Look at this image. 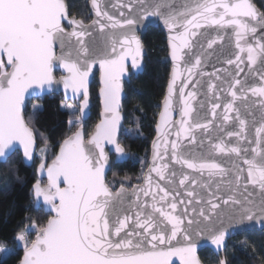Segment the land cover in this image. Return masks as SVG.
Returning a JSON list of instances; mask_svg holds the SVG:
<instances>
[{"label": "snow or ice", "instance_id": "obj_1", "mask_svg": "<svg viewBox=\"0 0 264 264\" xmlns=\"http://www.w3.org/2000/svg\"><path fill=\"white\" fill-rule=\"evenodd\" d=\"M91 4L97 19L85 24L83 20L73 18L68 21L73 26L69 33L62 23L67 19L65 0H0V164L9 162L11 153L18 150L17 145L22 148L27 161L34 159V131L22 115V107L29 89L39 88L43 94L45 86L49 89L52 87L55 82L53 70L57 65L67 73L61 78L65 89H71L74 96H83L79 104L80 115L68 122L70 128L76 125V130L62 141L59 153L50 164L46 155L41 158L37 172L42 178L46 170L47 184L42 185L37 180L32 191L37 202L42 198L43 205L55 215L38 229L36 222H32L30 227L36 231V236L30 243L26 237L27 229L14 238L17 244L24 243V256L20 264H171L173 257H178L180 264H200L196 255L198 239L210 236L211 244L220 249L226 240V231L220 230L224 228V223L212 221L204 209L197 216L192 207L196 201L195 189L186 192L187 203L180 199V189H187L189 183L198 186V181L189 174H183L177 185V173L170 170L169 164L164 162V156L168 155L170 148V161L181 165V173L187 168L201 177L207 173L211 178L229 174L222 166L224 158L239 160L247 154L248 149L240 143H251L246 135L247 121L240 118V112L234 109L233 103L240 99L238 92L245 93L246 82L239 78L243 72L240 65L245 59L241 53H247L250 70L258 60L264 64V35L259 36L255 43L248 42L249 35H257L258 27L264 29V12L258 11L252 0H191V4L186 3L185 11L182 12L166 11L167 0H128L124 5L118 0L114 6L127 7L131 18L116 19L104 10L102 0H91ZM121 16H124L123 12ZM148 17H160L169 30L173 68L156 124L157 138L152 145L151 166L143 178L144 185L134 186L133 189L137 197L133 217L127 214L129 209L124 207L126 193L123 188L113 196L105 183L108 156L104 148L105 142L115 145L118 154L116 162L126 155L117 143V130L121 122V78L125 74H133L126 67L129 58L134 72L138 73L144 67L143 46L134 32L135 25L142 24ZM97 25L101 33L109 28L122 33V39H112L110 53L107 44L103 48L98 45L85 47L82 38L90 35L89 30L95 29ZM206 26L232 29L236 36V48L239 51L235 60L229 59L228 64H234L237 71L232 74L235 78L227 82L226 94L232 101L223 104V120L225 123L231 121L233 118L229 113L235 111L239 130L221 131L226 132L229 138H236L237 143L232 144L231 139H219L216 143L209 140L206 155L203 152L185 155L181 151V138L187 136L194 140L193 129L206 132L218 118L217 109L221 107L219 103L212 104L213 121L191 124L190 102L195 99V93L187 92L185 96V89L189 86V79L196 74L201 59L197 57L195 64L184 68L181 67V61L186 55L184 50L191 48L193 38L202 35L200 30ZM129 32L132 34L128 35ZM113 35L115 37V33ZM71 37L77 38L79 48L71 43ZM215 43V40H209L208 47L212 48ZM57 44L61 50L60 56L55 52ZM66 48L69 49L67 54ZM81 53H84L83 58ZM97 59L103 85L100 89L103 111L100 122L85 144L82 122L89 107V75ZM185 72L186 77L183 75ZM217 79L220 77L217 76ZM177 81L183 87H178ZM216 87L210 84L209 91ZM177 90L179 100L184 105L180 109L178 121L173 119ZM247 92L252 96L264 97V73L261 74L259 86L249 87ZM213 94L219 99V93ZM243 98H248L247 93ZM65 107L73 114L76 112L71 104ZM261 107H264V101H261ZM42 110L41 105L33 106L34 114ZM172 130H175L176 139L171 138ZM256 133V143L259 145L264 127L257 128ZM46 151L45 144L41 152ZM251 152L253 158L243 160L247 171L246 180L249 184L258 185L264 192V150L252 148ZM235 160L232 178L237 188L233 191H238L245 169L239 167ZM169 171L171 178L167 176ZM153 173L160 181H165V186L159 183L153 185ZM141 194L145 197L143 203L140 202ZM148 197H151V203ZM230 200L233 205L229 217L230 227L243 223L245 218L248 221L259 219L264 226V200L259 205L247 197H230ZM196 202L203 203L202 200ZM208 203L213 210L216 209V204L211 201ZM178 234L182 240L178 239ZM173 241L181 246H173ZM11 254H15L14 250ZM220 264H225V261L221 260Z\"/></svg>", "mask_w": 264, "mask_h": 264}, {"label": "water", "instance_id": "obj_2", "mask_svg": "<svg viewBox=\"0 0 264 264\" xmlns=\"http://www.w3.org/2000/svg\"><path fill=\"white\" fill-rule=\"evenodd\" d=\"M118 0H102V5L104 7V10L108 11L110 15L115 16L116 19H124V18H131L129 16V10L127 7H115L114 5H117ZM128 0H120V4L124 5L127 4ZM262 2V9L264 10V0H261ZM66 3V1H65ZM191 4V0H167V8L166 11H173V12H182L185 11V4ZM252 3L254 4L253 0ZM255 5V4H254ZM67 6V4H66ZM88 6V13L90 16V20L88 22H84L85 24H90L94 19H97L95 16V11L92 8L91 0H88L87 2ZM256 6V5H255ZM258 11L262 12L260 8H258ZM121 12L124 13V16H121ZM78 19L74 15H70L67 7V19L64 20L63 26L67 32H71L73 30V26L68 23L71 19ZM80 20V19H78ZM148 27H159V29L164 33L165 40H166V47H167V59L170 65L169 74H168V80L166 83L164 96L167 92V84L170 79V74L173 68V62L171 60V49L169 46V40L168 37L170 35L169 30L164 25L163 20L160 17H148L144 20L142 24L135 25V32L134 34L140 39L141 44L143 46V65L145 67L144 59L147 55L145 46L142 43V37L144 33L146 32ZM203 34L198 35V37L193 38L192 40V46L189 49H185L184 53H186L184 60L181 61V67H190L192 64H195L197 57L201 59V64L199 68L196 71V74H194L188 81L189 86L185 89V96H187V92H194L195 93V99L191 100V108L192 112L190 114V121L191 124H205L209 121H213L212 116V104L219 103L221 104V107L217 109V119L214 120V122L210 125L209 129L205 132L200 129H193L192 136L193 139H190L189 137L185 136L182 137L180 142L181 145V151L186 155L187 153L191 152L194 154H199L203 152L205 155L208 153L209 148V140H212V143L218 142L219 139H223L224 141H228L229 139L232 140V144H236L237 140L236 138H229L226 135V132H222L221 129H227V131H238L239 130V121L235 119L236 112L233 111L229 113L230 116H232V120L225 123L223 120L224 115V109L223 104L229 103L232 101V98L230 96H227V82L234 79L235 77L232 75L237 71L236 66L229 65L228 60L232 59L235 60L236 53L239 51L236 48V36L232 29H220L216 26H206L204 29L200 30ZM90 35L84 36L82 39L85 42V47H89V45H98L99 47L103 48L105 44H107V50L110 53L111 52V46H112V39L116 38L117 40L122 39V33L118 29H106L104 33H101L99 30V26L97 25L95 29L89 30ZM115 33V37L114 34ZM132 33L129 32L128 35H131ZM174 34V33H172ZM264 35V29L258 27L257 28V35L248 37L249 43H255V40L261 36ZM71 43L75 45L76 48H79V44L77 43L76 37L70 38ZM209 40H215L216 43L212 46V48L208 47V41ZM117 48L119 50V44L117 43ZM69 51L68 48L65 49V54ZM55 52L57 56L61 55V50L59 47V44L55 45ZM244 59V63L240 65L241 68H243V72L240 75V79L242 82L245 83V93H247V99H244L245 93L238 92V96L240 99H237L233 103L234 109H238L240 112V118L245 119L247 121V138L248 141L251 143H248L247 141L240 142L242 147L247 148L248 152L246 155H242L239 160H235L233 158L232 160H229L228 158H224L223 167H225L228 170L227 175L224 176H214L209 177L207 173H205L202 177L199 174L193 173L192 170L185 168L184 172L181 173V165L175 164L174 162L170 161V155H171V149L169 148L168 155L164 156V162L169 164L170 170H175L176 175V184H179V179L183 174H189L191 178H194L198 181L197 185L188 184L187 189L181 188V196L180 199H183L185 203H187L188 197L186 196L187 191H193L195 189L197 195H196V201H203V203H197L196 201L193 202L192 207L195 208L197 216H199V212L201 209L205 210L206 215H209L212 219V221H215L219 223L220 221H223L224 228L220 230L226 231V240L224 243V246L220 249H217L216 246L211 244V237L210 236H203L198 239V247L196 255L200 261V264H203L199 252L203 249H209L211 250L215 255L224 254L225 248L228 244V240L232 237L244 233L246 231H261L264 230V226H262L259 219L248 221L246 218L243 223L241 224H234V226H229V217L230 213L233 210V205L231 203L230 197L233 198H243L247 197L250 200H252L255 204L259 205L262 200H264V192H262L258 185H252L247 183L246 177H247V171H246V165L243 164V160L245 158L251 159L253 158V153L251 152L252 148H256L257 151L264 150V133L261 134V143L258 145L256 143L257 141V133L256 129L259 127H264V107H261V101H264V97H256L252 96L250 92H247V89L249 87H256L260 84V77L261 74L264 73V64H261V62L258 60L255 65L252 66V69L250 70L247 66V53H241ZM84 57V53H81V58ZM6 61V58H4ZM126 67L128 68L129 73H133L131 76L128 74H125L121 78L122 83V95H121V102H120V114H121V122L117 130V143L120 144V136L121 132L124 126V112H123V101L126 98V91H125V84L129 82L130 77H137L139 74H141L144 70L143 69L136 73L131 68V60L130 58L126 61ZM11 69H7V71H10ZM215 73V75H210ZM67 73L64 69L59 67L57 65L53 70V76H54V83L52 87L49 89L47 86H45V89L43 91V94H41V90L39 88L36 89H29V92L26 93L25 96V104L22 107V115L24 117V113L26 108L29 105V102L31 100L41 98L44 96H48L51 94H57L61 95L63 102L65 103H74L79 111V104L83 100L82 94H76L74 96L71 89H65L64 84L62 82V77L66 76ZM184 77L187 76V72H185ZM217 76L220 77V79H217ZM96 81L98 85L97 89V98L99 102V113H98V120L93 126L91 132L86 136L84 133V142L87 144L88 139L90 138V134L94 131L95 126L97 123L101 120V113L103 111V104H102V98L100 96V89L103 86L101 83V72L99 68V61L97 59L96 63L93 64L92 72L89 75V83H88V90H89V107L86 109V115L84 117L83 123L88 120L91 114V95H90V87L91 85ZM199 81V83H197ZM178 87H183V85H180L179 81H177ZM214 84L217 87L213 91H209V85ZM214 92L219 93V99H217L214 96ZM163 98L160 103L159 111L156 117L155 125L153 128L154 136L150 142L149 145V157L147 160V166L141 176V180L139 183L133 184L130 187H123L120 186L116 189H112L108 186L106 179L110 172V164L111 159L110 157H113V163L120 164L125 162L129 155L125 151V156H123L119 162L117 161L118 154L115 152V145H109L107 142H105V153L108 156V164L105 167V183L108 186L110 192L115 196L118 192H120L121 188H123L124 193H126L125 196V203L124 207L129 209L128 215L135 216L136 208L134 206V203L137 200L136 194L134 192V186H143L144 185V176L147 174L149 167L151 166L152 157H153V141L157 138V131H156V124L159 119V113L162 111L163 108ZM175 104V111L173 114V119L178 121L180 119V109L183 108V104L179 100V92L177 90V93L175 95L174 99ZM80 115V113H79ZM25 119V117H24ZM84 128V127H83ZM76 130V129H75ZM74 130V131H75ZM73 131V132H74ZM171 138L176 139L175 136V130H172ZM63 141V140H62ZM62 143V142H61ZM60 143V144H61ZM60 144L56 150L55 155L52 159L47 161L49 164L52 162V160L55 158V156L59 153ZM94 147V146H93ZM17 151L21 155V159L23 163L26 166H30L34 163V159L29 162L23 157V150L17 145ZM37 145L35 140V148H34V157L36 153ZM12 152L11 155L14 153ZM96 153L98 155V150H96ZM10 155V156H11ZM162 155H163V146H162ZM233 160H235V163L245 169L242 174V179L238 188V191H233V189L237 188L236 182L234 181L233 174H234V168H233ZM41 162V161H40ZM38 162L35 166V173H36V180L31 184L30 190L32 194V201H33V207L35 209L41 207L43 211L47 214H49V217H52L55 215V213L48 211L47 206L43 205L42 198L39 202H37L35 195L32 191L33 184L36 183L37 180L41 181L42 185L47 184V174L46 170L43 174V177L41 178L40 174L37 172L38 166L40 164ZM219 162V160L217 161ZM153 176V185L156 183H159L161 186H165V181H160L159 177L156 176L155 173L152 174ZM167 176L171 178V171L167 173ZM209 185L208 187H203V185ZM63 187L64 185L61 183L60 185ZM145 200V197H143V194L140 196V202L143 203ZM148 202L151 203V197L147 198ZM228 200L229 203H225V201ZM216 204L217 207L215 210L212 209V206L210 203ZM119 203V202H117ZM123 214V213H122ZM189 215H191V211L189 212ZM47 219V220H48ZM201 220H203V217H200ZM47 222V221H46ZM45 222V224H46ZM208 221H205L207 223ZM186 223V221H185ZM38 229V228H37ZM33 233V239H35L36 231L31 229ZM178 239L182 240V237L178 234ZM29 243L31 241H28ZM16 247L22 252L20 260L24 256V243L19 242L17 244L16 240ZM173 246H181V244H178L176 241L172 242ZM20 260L17 264H20ZM171 264H180V260L178 257H173Z\"/></svg>", "mask_w": 264, "mask_h": 264}, {"label": "trees", "instance_id": "obj_3", "mask_svg": "<svg viewBox=\"0 0 264 264\" xmlns=\"http://www.w3.org/2000/svg\"><path fill=\"white\" fill-rule=\"evenodd\" d=\"M70 15L88 22V0H65ZM254 4L261 9V0H253ZM147 55L144 59L145 67L137 77H130L125 84L126 98L123 101L124 126L120 136V144L128 153V159L120 164L113 163L111 156L110 172L106 182L113 190L123 186L130 187L139 183L141 176L147 166L149 157V145L154 136V125L159 111L160 103L164 95L170 65L167 59V47L164 33L159 27H148L142 37ZM7 70V69H6ZM98 85L96 81L90 87L91 114L83 123L84 133L87 136L98 120L99 102L97 98ZM41 105L43 110L33 113L29 105L25 110L26 123L34 131L36 140V153L34 163L26 166L19 152H14L7 164H0V245L12 249L6 256L0 257V264H17L22 252L16 247L15 237L18 233L25 231L27 240L33 238L30 225L36 222V228L45 224L49 214L41 207H33L30 186L27 188V197L16 200V195L23 188L29 178L36 180L35 166L46 155L47 161L53 158L59 144L75 129L76 125L69 127V120L79 116L76 112L62 107L61 95L51 94L32 100ZM47 145L46 153L41 148ZM141 175V176H140ZM140 176V178H139ZM23 196V195H22ZM21 200V201H20ZM20 201V203L18 202ZM25 209V213L13 220L14 207ZM18 213L19 210L17 209ZM14 250L15 254H11ZM203 264H264V230L246 231L228 240L224 254L215 255L209 249L199 252Z\"/></svg>", "mask_w": 264, "mask_h": 264}, {"label": "rangeland", "instance_id": "obj_4", "mask_svg": "<svg viewBox=\"0 0 264 264\" xmlns=\"http://www.w3.org/2000/svg\"><path fill=\"white\" fill-rule=\"evenodd\" d=\"M35 100V99H34ZM32 101V100H31ZM29 102V106L31 107V108H33V106L34 105H38V103L37 102ZM68 104H71V105H73V103H70V102H68V103H63V105H62V107L64 108V109H66V110H68V111H70L68 108H66L65 107V105H68ZM11 157V156H10ZM9 157V158H10ZM141 176V175H140ZM140 176H139V178H140ZM141 180V179H140ZM35 181V179L33 180L32 178H29L27 181H26V183H25V188H24V194H23V188H21L20 189V191L18 192V194L16 195V200H18L20 197H22V201L23 200H25L26 199V197H27V194H26V191H27V188L33 183ZM23 195V196H22ZM21 201V200H20ZM20 201H18L19 203H20ZM19 210V212L17 213L16 212V210ZM25 213V209L24 208H20L19 209V207L18 206H16V207H14V214H13V217L10 219V224L9 225H7V227L8 226H10L11 224H12V222H13V220L15 219V218H17V217H20V216H22L23 214ZM32 240V238H31V236H29V241H31ZM12 248L11 247H6L5 245H3V244H1L0 245V257H3V256H6L8 253H9V251L11 250Z\"/></svg>", "mask_w": 264, "mask_h": 264}, {"label": "flooded vegetation", "instance_id": "obj_5", "mask_svg": "<svg viewBox=\"0 0 264 264\" xmlns=\"http://www.w3.org/2000/svg\"><path fill=\"white\" fill-rule=\"evenodd\" d=\"M262 12H264V10L262 9V6H261V9H260Z\"/></svg>", "mask_w": 264, "mask_h": 264}]
</instances>
